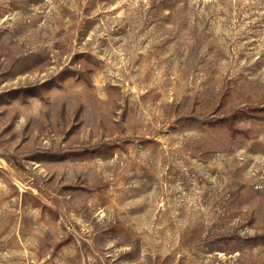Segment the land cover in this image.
<instances>
[{"label": "rangeland", "instance_id": "374dc122", "mask_svg": "<svg viewBox=\"0 0 264 264\" xmlns=\"http://www.w3.org/2000/svg\"><path fill=\"white\" fill-rule=\"evenodd\" d=\"M0 264H264V0H0Z\"/></svg>", "mask_w": 264, "mask_h": 264}]
</instances>
